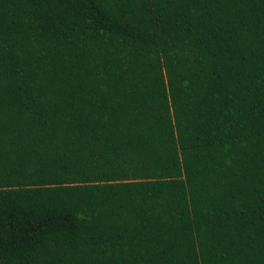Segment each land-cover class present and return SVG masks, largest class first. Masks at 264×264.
<instances>
[{
  "label": "trees",
  "instance_id": "1",
  "mask_svg": "<svg viewBox=\"0 0 264 264\" xmlns=\"http://www.w3.org/2000/svg\"><path fill=\"white\" fill-rule=\"evenodd\" d=\"M0 264H264V0H0Z\"/></svg>",
  "mask_w": 264,
  "mask_h": 264
}]
</instances>
